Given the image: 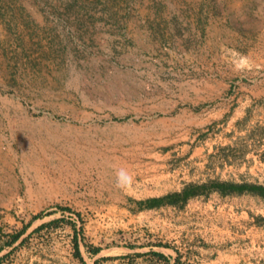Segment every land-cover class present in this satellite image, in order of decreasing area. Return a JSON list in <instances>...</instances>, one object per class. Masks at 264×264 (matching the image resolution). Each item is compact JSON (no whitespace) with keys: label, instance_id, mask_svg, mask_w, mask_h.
<instances>
[{"label":"rangeland","instance_id":"374dc122","mask_svg":"<svg viewBox=\"0 0 264 264\" xmlns=\"http://www.w3.org/2000/svg\"><path fill=\"white\" fill-rule=\"evenodd\" d=\"M0 264H264V0H0Z\"/></svg>","mask_w":264,"mask_h":264},{"label":"clouds","instance_id":"9594fccd","mask_svg":"<svg viewBox=\"0 0 264 264\" xmlns=\"http://www.w3.org/2000/svg\"><path fill=\"white\" fill-rule=\"evenodd\" d=\"M249 65V61L246 57H241L234 64V70H245ZM115 187L121 191H127L134 183L133 175L126 168H119L116 170Z\"/></svg>","mask_w":264,"mask_h":264},{"label":"trees","instance_id":"16d2710c","mask_svg":"<svg viewBox=\"0 0 264 264\" xmlns=\"http://www.w3.org/2000/svg\"><path fill=\"white\" fill-rule=\"evenodd\" d=\"M19 234V233H18ZM18 234H16L13 239L17 238L18 237ZM98 249H95L94 252H96Z\"/></svg>","mask_w":264,"mask_h":264}]
</instances>
